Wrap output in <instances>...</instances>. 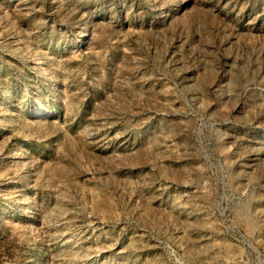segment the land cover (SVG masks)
I'll use <instances>...</instances> for the list:
<instances>
[{"label":"rangeland","instance_id":"obj_1","mask_svg":"<svg viewBox=\"0 0 264 264\" xmlns=\"http://www.w3.org/2000/svg\"><path fill=\"white\" fill-rule=\"evenodd\" d=\"M0 264H264V0H0Z\"/></svg>","mask_w":264,"mask_h":264}]
</instances>
